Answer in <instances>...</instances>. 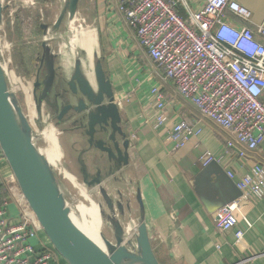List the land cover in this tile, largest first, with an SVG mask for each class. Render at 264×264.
<instances>
[{
	"label": "crops",
	"instance_id": "1",
	"mask_svg": "<svg viewBox=\"0 0 264 264\" xmlns=\"http://www.w3.org/2000/svg\"><path fill=\"white\" fill-rule=\"evenodd\" d=\"M184 2L192 11L202 7L201 0ZM240 4L253 12L255 21L264 12L259 7L253 9ZM177 12L188 18L183 2L179 3ZM83 15L89 23L86 27L81 25L87 34L80 38V43L90 49L81 50L82 61L89 59L93 66L96 61L102 62L113 86L122 126L128 137L136 136L130 150V166L107 181L105 187L111 194L121 190L132 198V212L128 217L136 223L140 214L135 196L140 192L152 247L160 264H264V198L242 200L241 192L227 174L232 171L243 175L255 165L264 166V143L254 153H248L246 159L239 160L240 147H227L228 134L202 119L189 102L178 96L173 85L163 79V71L140 47L135 33L123 20L118 0H81L75 22L83 21ZM77 59L75 55L73 65L64 71L61 58H57L65 78L57 74L54 96L47 101L54 110L56 102L62 106L54 97L57 91L66 88L64 82L70 78ZM154 88L166 97L172 123L186 119L193 124L196 135L182 150L173 151L166 128L156 131L147 121L155 113L151 94ZM51 114L55 116V112ZM61 130L67 136L77 133L69 125L62 126ZM79 137L76 154L87 148L80 133ZM66 142L73 149L68 139ZM206 151L217 159L211 168H204L200 162ZM100 156L99 152L92 151L83 158L92 174L96 173L95 160ZM11 174L0 150V185ZM225 203L240 207V227L246 230V236L238 246L234 245V231L220 232L215 225L216 214L227 206H223ZM243 217L251 227H246ZM32 243L38 247L40 242L33 240ZM53 264L68 263L61 257Z\"/></svg>",
	"mask_w": 264,
	"mask_h": 264
},
{
	"label": "built area",
	"instance_id": "2",
	"mask_svg": "<svg viewBox=\"0 0 264 264\" xmlns=\"http://www.w3.org/2000/svg\"><path fill=\"white\" fill-rule=\"evenodd\" d=\"M181 2L188 18L177 12ZM202 2L192 11L184 0H118V10L140 47L163 71V79L202 119L228 134L227 147L239 146L238 159L244 160L264 143V20L257 23L238 0ZM151 94L155 113L148 123L156 131L166 128L173 151L182 150L196 135L193 124L186 119L172 123L164 94L158 88ZM128 138L131 150L136 136ZM215 161L209 151L200 157L204 168ZM227 174L242 200L264 198V166L255 165L243 175ZM4 186L10 199L0 198V264H53L55 254L40 240L43 229L13 174ZM239 211L234 203L215 217L218 231H234L235 246L246 236ZM243 222L251 227L245 217ZM33 240L40 242L38 247Z\"/></svg>",
	"mask_w": 264,
	"mask_h": 264
},
{
	"label": "water",
	"instance_id": "3",
	"mask_svg": "<svg viewBox=\"0 0 264 264\" xmlns=\"http://www.w3.org/2000/svg\"><path fill=\"white\" fill-rule=\"evenodd\" d=\"M81 0H66L54 25H42L45 38L42 43V66L45 77L36 82L41 90L37 111L41 103L50 101L56 89L57 55L47 35L57 33L66 22L74 23ZM4 6L0 0V30L4 19ZM66 88L57 91L54 104L57 125H69L80 133L87 148L78 158L83 185L98 189L103 203L100 214L111 231V237L102 234L106 249L103 250L87 237L71 219V209L61 189L53 166L33 142V128L19 100L11 91L7 72L0 59V150L7 161L18 187L34 212L47 238L58 254L68 264H160L154 253L145 221V207L140 192L135 196L139 205V219L135 234L128 238L125 224L130 221L132 198L121 190L110 193L105 184L130 166V141L122 126V116L115 102L110 78L101 61L93 66V76L84 69L83 61H75L73 72L64 82ZM92 151L101 154L96 158V173L92 174L84 156ZM213 162L206 168H211ZM235 184V183H234ZM236 186V185H235ZM227 205L225 203L223 206Z\"/></svg>",
	"mask_w": 264,
	"mask_h": 264
},
{
	"label": "rangeland",
	"instance_id": "4",
	"mask_svg": "<svg viewBox=\"0 0 264 264\" xmlns=\"http://www.w3.org/2000/svg\"><path fill=\"white\" fill-rule=\"evenodd\" d=\"M248 1L253 4H250ZM65 2L66 0H2L4 6V19L0 30V59L5 66L10 89L16 94L23 112L28 116V120L31 123L34 132V144L37 148L43 149L46 146L42 137L43 129H45L48 124L54 125L59 131V142L64 154L63 166L78 179L79 183H82L76 163V158H78L80 153V151H77L76 154L77 143L80 138L79 133L77 132L70 136L64 134L61 130L62 126L57 125L56 116L51 114L54 113L55 110L50 103L47 104V101L44 99L40 104L42 117H39L37 111V107L39 106L37 99L40 98L43 87L40 90H36L35 85L37 81L42 82L45 77V68L41 63L42 43L45 35L41 26L46 25L50 29L56 22ZM238 2L247 4V6L249 5L253 9L259 7L262 12L264 10V0H247V2L246 0H238ZM82 17L83 21H76L74 23L66 22L67 25H63L59 32L54 33L59 37L50 42L51 47L57 50L60 45L64 44V41L68 40L67 34L70 31L78 28L81 29V25L86 27L89 21L84 15ZM263 18L264 12L256 16V21L260 23ZM83 40L86 39L84 38ZM76 41L80 42V38H76ZM72 46L71 44H67L68 50L72 49ZM78 49L79 48L75 51L76 55L80 54V56L83 57L82 51ZM56 67L58 69V77L61 78L62 75L65 78L64 73L62 74L59 62L56 63ZM57 88L60 87L58 86ZM22 104H24V106ZM66 139L73 144V149L67 146ZM55 171L60 180L61 189L71 209V213L76 218L80 219L82 215L80 211L81 208L79 207L82 205L89 206V202L81 195L76 187L65 179L56 169ZM87 190L90 197L98 205L103 203L98 189L88 188ZM102 233L108 238L111 237V231L106 221H104ZM39 237L41 241L46 243L47 249L55 254V260H59L61 256L52 246L44 231L39 234Z\"/></svg>",
	"mask_w": 264,
	"mask_h": 264
},
{
	"label": "bare ground",
	"instance_id": "5",
	"mask_svg": "<svg viewBox=\"0 0 264 264\" xmlns=\"http://www.w3.org/2000/svg\"><path fill=\"white\" fill-rule=\"evenodd\" d=\"M86 34L87 32L83 28L74 29L67 34L68 40L64 41V44L60 45L57 50H55L52 47L54 53L57 55V58H61L62 66H64V69H65L64 71L66 70L68 71L69 68L73 65L74 57L76 55L75 51L77 50V48H79L78 50H89L90 49V48H87V46L83 42L80 43L76 41V38L85 37ZM58 37L59 36L57 34L52 35V33H50L46 39L48 40L52 39L53 41L57 39ZM67 44L73 45L72 46L73 48L68 50ZM76 58H81L80 54L76 55ZM83 64H84L83 66H84L85 72L89 76L92 77L93 76V62L88 59V62L84 60ZM22 105L24 106V104ZM58 136H59L58 129L54 125L48 124L45 127V129H43V132H42V137L46 143V146L43 149H40V151L48 159L51 166H53V168H55L65 179H67L74 187H76L80 191L81 195L89 202V206L82 205L81 207H79L81 208L80 211L82 215L80 219L76 218L72 213H71V219L87 237H89L100 248L105 250L106 247H105V244L102 238V234H103L102 228H103L104 221L101 218L99 205L90 197V195L88 194L87 188L82 183H79L78 179L63 166L64 154H63ZM137 223L134 220H130V221H127V223L125 224V232L128 238H131L133 234H135L136 229H137Z\"/></svg>",
	"mask_w": 264,
	"mask_h": 264
},
{
	"label": "trees",
	"instance_id": "6",
	"mask_svg": "<svg viewBox=\"0 0 264 264\" xmlns=\"http://www.w3.org/2000/svg\"><path fill=\"white\" fill-rule=\"evenodd\" d=\"M40 29H41V27H40ZM57 68V67H56ZM57 74H58V69H57ZM0 198H1V200H8V199H10V195H9V193H8V191H7V188H6V186H2V185H0Z\"/></svg>",
	"mask_w": 264,
	"mask_h": 264
}]
</instances>
